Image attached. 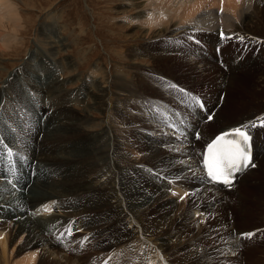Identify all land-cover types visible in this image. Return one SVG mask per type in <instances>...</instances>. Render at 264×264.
<instances>
[{"label": "bare ground", "instance_id": "obj_1", "mask_svg": "<svg viewBox=\"0 0 264 264\" xmlns=\"http://www.w3.org/2000/svg\"><path fill=\"white\" fill-rule=\"evenodd\" d=\"M12 1L0 0V51H11L13 45L19 43L21 28L24 26L18 8ZM262 4L257 0H125L124 4L122 3L119 19L128 24L131 31L139 30L138 39L150 43L159 39L173 38L175 41L178 40L175 45H181L179 44L181 36L186 32L188 34L192 32L195 36L189 40L201 36L210 42L212 49L210 64L213 66L208 63L207 71H203L204 74H197L200 71L192 69L185 59L164 55V53L145 52L144 54L142 51H127L126 58L125 56L122 58L131 62L127 69L140 68L142 64L138 62L141 60L139 57L147 58L146 55L152 62H157L160 66L166 65L172 71H179L183 68L180 72L185 73L189 68L188 70L193 71L191 74L193 76L186 75L188 70L183 75L189 77L191 82L195 79L200 82L207 78L202 85L210 80L213 71H218L221 77H227L219 83L226 91L229 87H233L232 83L237 78L251 77L256 72L243 68L241 76L228 77L225 74L223 76V73L217 70L218 54L213 46L216 45L219 49L221 61L225 60L227 54H234L235 50L240 53L234 62L232 61L235 64L244 58L242 53L245 51L246 56L254 58L257 53L249 48L253 43L261 45L258 61H261L262 65L257 68V71L262 73L264 71V33L258 32L264 30V19L260 18L264 15ZM130 9H134V13H130ZM250 30L253 33L249 32ZM256 30L257 34H255ZM234 33L239 36L236 38V40L240 39L239 41L229 40V36ZM209 34L212 35L210 39ZM246 42L250 43L249 48L242 50L243 43ZM60 44L63 47L62 42L59 46ZM191 50L187 44L185 52L190 53ZM37 61V56L28 57L23 66L9 73L0 84V127L7 124L5 118L3 119V112L1 113L2 104L7 103V106L19 104L36 123L35 130L26 131L27 134L30 136L35 134L40 141L38 144L41 145L39 149L33 150L32 158L28 159L19 157L16 151L11 149L13 156L9 159L4 150H8L12 143L8 142L0 132L2 138L0 154L4 151L2 163L0 162V264H15L10 259L15 247L17 257L25 253V257L17 264H41L44 261H51L49 264H186L187 261L201 264L202 260L198 256V251L204 246H214L215 240L211 238L207 240L201 235L198 237V232L204 227L207 229L209 216L218 209H215L219 207L215 204L219 200L223 201L225 193L228 194L231 191L232 194L239 185H243V181H247L249 175L264 174V167H261L264 164V137L258 143L254 135L255 165L248 168L235 181L232 188L226 191H219L212 185L213 183L207 180L202 169L204 148L217 132L236 128L246 129L244 126L248 122L263 118L264 112L256 115L249 114L250 117L242 122L237 120L234 123L219 124L217 127L220 128L214 135L208 128L220 121L224 106L228 105L225 95V104L224 106L222 104V109L219 111L208 105L204 99L207 113L201 114L198 112L199 109L190 106L185 108L187 115L184 118L179 119L173 115L175 126L169 125L174 131L167 127L169 125L165 127L162 121L159 125L150 124L152 129L149 128L151 132H148L146 138L137 132H129L131 134H126L127 137L124 138L125 132L128 133V131L123 111L120 110L122 101L118 98L124 92L129 93L125 86V75L123 77L121 73L122 76L120 74L110 76L104 65L95 66L85 79H76L82 82V89L80 87L76 92L68 91L64 88L66 80L60 75L63 67L56 65L52 66L53 68H41ZM68 62H65L67 67L71 65ZM199 68L204 69L205 66L201 64ZM258 83L263 84L264 82L259 80ZM73 99L77 105H83L82 111L86 118H89L93 112L101 115L106 111L122 114L117 122L106 123L107 142L100 146L101 148L96 149L92 144L91 147L80 148L78 139L77 142L76 139L72 140V135L63 131L61 124L64 115L63 108ZM87 99H89L88 103ZM37 100L40 103L36 102ZM28 102L30 104L26 106L24 103ZM47 112L50 114L49 122L44 130V116ZM212 112L213 115L208 121H204L207 114ZM81 119L76 121L73 118V121L67 122L64 126L72 129L75 127L78 131L84 129L85 126L91 133L98 130V124L89 126L90 119L85 122ZM192 119L195 123L191 122ZM196 122H199L201 126L204 125L203 128L206 131L200 132L195 125ZM7 127L12 140L15 141L21 136L20 131L22 130L19 128L13 132L9 125ZM195 133L201 135L196 141L203 146L201 162L193 149L196 145L193 143ZM131 135L138 141L142 138L143 143L139 141L140 145H133L130 142L123 144L124 139ZM169 142L172 144L167 145L166 143ZM3 148L6 149L3 150ZM91 153L94 156L89 159ZM163 153H170L178 159L164 158L157 164V167L143 163V160L153 159ZM80 158H86L88 162L97 164V169L95 168L93 173H88L83 179H75L70 169H61L59 172L60 168L56 166V164H66L67 161ZM130 167L133 169L129 170ZM258 167L261 168L257 172ZM263 181L261 180L258 184L260 187L256 188L259 189L257 196L260 198L264 197ZM252 186L255 187V185ZM91 190L96 193L99 190L105 191L104 196L107 203L106 215L92 221L88 213H99L100 207L94 205L98 199L93 202L90 199L91 201H86L84 205L81 204L82 206L77 205V210L73 212H71V203L68 200L64 201L65 198L73 197L72 204L79 203L78 200L82 198L85 200V195ZM209 197L213 198L207 200L208 203L205 205L201 204V201ZM246 211L249 213L245 214ZM256 211L259 210L254 212ZM160 212H162L161 217L152 223L145 224L148 214ZM84 214L89 217L87 225L84 224L85 218L82 216L70 219ZM250 214L253 213H250L248 209L239 210L238 213H233V217L237 218L242 215L244 221H248L251 219L248 217ZM49 221L56 223L46 225ZM96 224L99 225L96 226ZM69 225L73 228L69 236H64L60 240L54 237L55 233L57 235L62 228L66 230ZM220 227L211 229L212 231L221 230V232L229 230L228 227ZM256 228L261 229V227ZM188 229L196 231L195 234L188 237L187 241L181 240L180 234ZM232 230L233 228L229 231L230 237L220 245V253L226 261L230 260L232 264H239L241 255L238 254L236 248L241 246V242L235 238ZM76 237H79V243L85 240L82 242L85 243L82 248L74 244ZM74 238L76 240H73ZM102 242L106 243L105 246H102ZM81 250H83L82 253ZM90 250H93V253L85 258V254H88ZM171 258L174 261L170 260Z\"/></svg>", "mask_w": 264, "mask_h": 264}, {"label": "rangeland", "instance_id": "obj_2", "mask_svg": "<svg viewBox=\"0 0 264 264\" xmlns=\"http://www.w3.org/2000/svg\"><path fill=\"white\" fill-rule=\"evenodd\" d=\"M124 1L125 0H13L12 2L17 6L24 26L22 27L23 29L21 28L19 43H16V46L13 45L11 51H0V69L2 68L0 70V84L7 78L9 73L23 66L28 57L33 58V56L38 57L37 63L41 68H53L52 66L56 65L63 67L61 68L62 74L60 73V75L62 79L66 80L64 82V88H66L68 91L72 90L75 92L82 86V82L76 81V79H85L86 76L91 73L92 68H94L95 66L101 67L102 65H104L108 73H110V76L116 74H120V76H122L123 74L124 77L125 75V86L128 88L127 91L129 93L124 92L122 96L118 98L122 101V107L120 108V110L123 111V116L126 120L125 124L128 131V133L125 132L124 138H126L127 135L131 134L129 132H137V134H141L142 137L146 138L148 132H151L152 129L150 124L159 125V123L162 121L158 117H161L162 114L166 112L173 114L179 119L184 118L187 115V111L185 108L190 107L188 102L192 100L190 98L193 97L192 93H196L203 99H206L208 105L218 111L222 109V104L224 106L225 95L227 96L228 105L224 106L223 113L220 116V121L217 122V124H215L214 126L208 128V130L210 129V133L213 134L220 128L217 127L219 126V124L232 122L234 123L237 120L238 122H242L249 118L251 114L256 115L258 113H261L262 111L264 112V83H258L259 80H262L264 82V71L262 73H260V71H257V68L262 65L261 61H258V58L260 56L259 48L261 47V45L253 43L249 48L248 46L250 43H243L242 50L243 48H249L257 53L254 58H252L251 56H245L239 62H236L234 64L232 63V61L234 62V60L240 54L235 50L234 54H227V57H225L224 61L227 65V70L221 69L218 65L217 70L221 71L223 74L221 72L220 73L223 76L227 75L228 77L231 75L237 77L241 76V70L243 68L256 72L251 77H244L240 79L237 78L232 83L234 84L233 87H229V89H227L226 91L219 83L221 80L227 79V77H221L218 71H213L212 75L210 76V80L205 85H202V82L206 81L207 78L202 79L200 82L197 81L198 79H195L191 82L189 77L191 74H193V71L191 72V70H188L189 68L186 69L185 72L187 73L188 70V73L186 75H188L189 77H187L186 75H183L185 74L184 72H180L181 70H183V68H180L179 71H172L166 65L160 66V64H158L157 62H152L147 55V58L142 57V59L141 57H139V59L141 60H138V62L142 64L139 66L140 68L127 69L131 62L128 60H124V58L122 57L125 56L126 58L127 51H142L144 54H146L145 52H148L150 54L164 53V55H170L175 58L185 59V62H187L195 71H200L197 73L200 74L203 73V71H207V64H210V62H212L210 57L212 49L210 48V42L208 40H205L201 36L197 38L193 37L192 40H189L192 36H195L192 32H189V34L188 32H186L181 36V38L179 39L181 41L179 42V44L181 45H175L178 40L175 41L173 40V38L159 39L160 41L157 40L150 43L138 39L137 36H139L140 34L139 30L131 31V27L124 21H122V19H119V16H121L120 11L123 7L122 3L124 4ZM257 1L263 3L261 7L264 5V0ZM134 11V9L129 10L130 13H134ZM260 18L264 19V15L260 16ZM249 32H252V30H250ZM255 32V34H257V30ZM258 32L264 33V30H260ZM211 36L212 35L209 34L208 38L210 39ZM51 38L53 40H51ZM195 40H198L201 43L200 46L196 44ZM61 42L63 44V47L61 46V44L59 46V43ZM187 44L192 49L190 53L185 52ZM50 45H53L54 47L51 48ZM213 48H216V45H214ZM43 53L45 54L44 56ZM46 55H49L48 57L50 58H48ZM67 61H69L73 67L71 65L67 67ZM201 64L205 66V70L199 68ZM173 85L175 87H173ZM36 102L39 101L37 100ZM88 102L89 99H87V103ZM68 103L69 105L63 108L64 115L62 118V122L65 121V123L61 122L62 129L64 128L63 131H67L68 134L72 135V140L76 139L77 142L78 139V141L80 142H78L80 148L91 147L93 145L94 148L98 149L101 148L100 146L105 145V143L107 142V138L105 135L106 123L117 122L122 114L120 112L116 114L106 111L101 115L93 112L91 113L89 118H86V115L82 111V104L77 105L74 99L73 101ZM24 104L27 106V104L30 103L28 102ZM205 106L207 107L206 104ZM198 112L203 114L200 110H198ZM1 113L3 119L5 118L4 120L7 122V124H5L3 127H0V132L8 142L10 141V143H12L10 149L13 148L12 150H15L16 154L21 158H32L31 154L33 150L35 151V148L39 149L41 145L38 144V142L40 143V141H38L35 134L34 136H30L26 131H30L32 129L35 130L36 123L27 114L25 108H22L21 106H19V104H11L8 106L7 103L2 104ZM46 114L47 115L44 116V130L48 125L50 115L48 112ZM73 118H75L76 121H80L81 118H86V120L81 119V121L83 122L90 119L89 126H92V124H98V130L94 128L97 131L91 133V131L85 126L84 129L79 130L80 132L75 129V127L73 129L65 128L64 125H66L69 121H73ZM263 119H258L259 121L257 120V123L255 122L256 126H263ZM191 122L195 123L193 122V119L191 120ZM119 123H121V121ZM7 125H9V128H11L13 132H15V129L17 128L22 130L20 131L21 136L18 137L15 141L12 140L11 136L9 135ZM195 125L200 132H203V130H205V128H203L204 125L201 126L199 122H196ZM129 126L130 129H128ZM169 129L172 130V128ZM262 130L263 129L255 131L256 140L258 143H260V139L264 137V131ZM95 137H97V140H95ZM139 141L140 143H143L142 138H140ZM139 141L133 135H131L129 138L124 139L123 144H126V142H130L133 145H140ZM45 143L44 146L46 145ZM166 144L169 145L172 144V142ZM4 149L6 148H3V150ZM165 154L166 153L160 154V156L157 155L153 159L147 158V160H143V163L150 164L151 167H157V164L160 163L164 158H170L173 160L176 158L175 155H172L170 153H167L166 155ZM90 155L91 156H89V159L90 157L92 158V156H94L92 153ZM177 159L178 158H176V160ZM88 161L89 160H86V158H80L75 161H67V165L65 163H60L56 164V166L58 167V169L60 168L59 172L61 169H70L71 174L75 175V179L80 180L81 178L83 179L84 177H86L88 173H93L97 169V164L95 162L92 163ZM91 164H93L94 166H92ZM261 167H264V164L261 165ZM260 168H257V172L260 171ZM131 169L133 168L130 167L129 170ZM257 174L247 176V181H243V185H239L236 188V191H234L232 194L231 191L228 194L225 193L226 195L223 196L224 199L222 198L223 201L219 200V202L215 204L219 207H215V209H218L214 210V212L209 216L210 219L209 223L207 224V229L206 227H204L200 230V232H198L199 235H197L198 237L201 235V237L206 238L207 240H209L210 238L212 240H215L214 246L208 245L205 247L204 245H202V247L204 246L203 249H200L201 252L198 251V256L200 257V260H202L201 264H232L230 260L226 261L220 253V245L230 237V229L233 228L232 234L236 235L238 237L236 238L241 241L245 237L241 235L242 233H250L251 230H254L256 227L264 226V197L260 198L259 196H257V192L259 189H256L260 187L258 186V184L261 183V180H264V178H262L264 177V174ZM78 185L79 184H77V186ZM252 185H255V187ZM215 191L218 192L216 189ZM223 191H226V189ZM89 192L90 193L85 195V200L83 198L78 200L79 203L74 202L72 204V200L74 199L73 197L65 198L64 201L68 200L71 203L69 204L72 205L71 212H73L75 209L77 210V205L82 206L81 204L84 205L86 201L89 202L92 200L91 202H93L98 199L94 205L100 207L98 210L99 213H88L90 218H92V221L106 215L107 203L104 196L105 191L99 190L96 193L95 191L91 190ZM211 198L213 197H209L206 200L201 201V204L205 205ZM83 200L84 202L82 203ZM247 209L250 210V213H253L248 215V217H251V219H249L248 221H244L242 215L238 216L237 218L233 217V213H238L239 210ZM257 209L259 211L254 212ZM248 213L249 211L245 212V214ZM161 215L162 212L148 214L145 219V224L154 222L156 219L161 217ZM79 216L85 218L84 224L87 225V223L89 222V217H87L85 214L78 215L77 217L74 216L70 219L81 218ZM245 217L247 218V215H245ZM55 223L56 222L53 223L49 221L46 222V225H53ZM98 225L96 224V226ZM218 226H221L220 228L228 227L229 230H227V232H221V230L212 231L213 228H216ZM69 229L70 232H72L73 228L71 227V225L67 226L66 230H63L62 228V231H60L57 235L55 233L54 237L60 240L64 236H69L70 234L67 231ZM195 232L196 231H192L191 229L184 230L182 233L186 235L183 236V234L181 233V240L187 241L188 237L193 236ZM76 238L73 239L76 240L74 241V244L79 245V247L82 248L85 244H83L82 242H85V240L80 239L81 241L79 243V237ZM254 240L256 241H254L255 243L253 244L243 243V245L236 248L238 254L241 255L239 264H264L263 232H261L259 235L256 233V235L254 236ZM105 244V242H102V246H105ZM14 249L12 251V256L10 259L13 260V263L17 264L19 263L20 259H23L25 257V253L23 252L17 257L16 249ZM82 252L83 250H81V253ZM92 253L93 250H90L88 254H85V258L90 256ZM170 260L174 261L173 258H171ZM49 262L51 261H44L41 264H49ZM190 262L187 261L186 264L194 263V261ZM118 263L122 262L118 261ZM196 263L197 262H195V264Z\"/></svg>", "mask_w": 264, "mask_h": 264}, {"label": "snow or ice", "instance_id": "obj_3", "mask_svg": "<svg viewBox=\"0 0 264 264\" xmlns=\"http://www.w3.org/2000/svg\"><path fill=\"white\" fill-rule=\"evenodd\" d=\"M223 36V33H221ZM173 87H175L173 85ZM194 103H200L197 97H190ZM254 126V125H253ZM244 127H247L245 125ZM250 137L242 128H236L231 132H225L217 136L212 143L207 146V151L203 157V167L207 178L212 182L223 183L231 187L234 181V174L241 170L243 163L247 167L250 157L246 149ZM9 159L13 152L9 148L6 152ZM71 234L70 229L67 230ZM242 236L252 237L253 233H242Z\"/></svg>", "mask_w": 264, "mask_h": 264}]
</instances>
